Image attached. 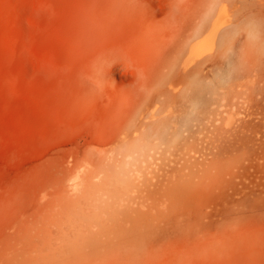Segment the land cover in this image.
I'll return each instance as SVG.
<instances>
[{
    "label": "rangeland",
    "instance_id": "obj_1",
    "mask_svg": "<svg viewBox=\"0 0 264 264\" xmlns=\"http://www.w3.org/2000/svg\"><path fill=\"white\" fill-rule=\"evenodd\" d=\"M194 1L0 0V264L64 262L67 176L98 166L135 182L87 200L108 232L68 264H264V17L206 0L197 30Z\"/></svg>",
    "mask_w": 264,
    "mask_h": 264
},
{
    "label": "bare ground",
    "instance_id": "obj_2",
    "mask_svg": "<svg viewBox=\"0 0 264 264\" xmlns=\"http://www.w3.org/2000/svg\"><path fill=\"white\" fill-rule=\"evenodd\" d=\"M206 0H199L198 2H197V0H196V4L198 5V6H200V8L201 9H203L202 11H201V9H199V11H198V13L199 12H203L204 14L202 15V16H198V17H193L192 16V14H191V16H189V18H192L193 17V22H195L196 20H198V21H201V23H199V24H201V26L197 29V30H203L204 28H208V29H214V24L213 23H211V24H209V17H210V13H211V11L209 10V14H208V16L206 15L207 14V11L205 10V8H207V7H205V5L208 3V2H205ZM215 1H222V2H224L225 0H210V2H215ZM233 0H228V2H232ZM241 3L243 2L242 0H239ZM244 1H246V0H244ZM257 3H254L253 4V2L250 4L251 6H244L243 5V7H235L236 8V12H234V13H236V14H238L237 15V17L238 18H243V17H247V18H249V19H257V18H260V17H264V1L262 2V0H255ZM230 4H232V3H230ZM233 5V4H232ZM231 5V6H232ZM241 6V5H240ZM221 10L223 9V7L222 8H220ZM196 10V9H195ZM212 10V9H211ZM195 13V12H194ZM196 14V13H195ZM188 16V15H187ZM192 20V19H191ZM237 20V19H236ZM190 21V20H189ZM187 22V21H186ZM192 22V21H191ZM198 27V26H197ZM202 27H204V28H202ZM239 27V26H238ZM183 28H185V26L183 27ZM232 31L230 32V30H229V32L230 33H228V34H226L225 36H223L224 38H228V37H235L236 35H240V33H237V32H235V31H237L236 30V28H235V30H233V29H231ZM188 31V30H187ZM227 33V32H226ZM237 33V34H236ZM242 35V34H241ZM226 38V39H227ZM232 39V38H231ZM234 39V38H233ZM180 41V40H179ZM177 45V44H176ZM177 49V48H176ZM192 50L193 51H195L196 49L195 48H192ZM222 53V52H221ZM223 54V53H222ZM221 56V55H220ZM216 63H217V61H215ZM203 64H205V66H203V68L201 67H199V68H197V70H195L191 75L192 76H195L197 73L199 74V73H201V72H203V71H206L207 69H209L208 68V65H207V63H203ZM212 64V63H211ZM214 64V63H213ZM196 66H197V64H196ZM210 66V65H209ZM191 70V69H190ZM188 72V71H187ZM182 73V72H181ZM186 73V72H185ZM197 74V75H198ZM179 76H181L180 74H179ZM183 77V76H182ZM188 77V76H187ZM196 77V76H195ZM199 77V76H198ZM197 77V78H198ZM193 78V77H192ZM196 78V79H197ZM182 79V78H181ZM180 79V80H181ZM184 79H185V77H184ZM184 79H182V80H184ZM189 80V79H188ZM194 80H195V78H194ZM191 81V78H190V80H189V82ZM191 85H193L192 83H191ZM176 96V95H175ZM188 98V97H187ZM151 100H150V104L148 105V106H145V108L143 109V110H141V112H140V114H139V116H142V118L141 119H144L145 118V114H147L145 111H148L149 109H150V107L152 106V102L154 103V100H156V97L155 96H151V98H150ZM174 99V98H173ZM154 112V111H153ZM149 115H150V113H149ZM154 116V115H153ZM147 119V118H146ZM149 119V118H148ZM150 121V120H149ZM158 122V121H157ZM157 122H156V124H157ZM163 123H164V121H160V122H158V128L160 129V126L163 128ZM133 125V124H132ZM141 125H144V126H146L147 125V123L145 122V123H141ZM128 127H129V125H128ZM147 127V126H146ZM153 127H154V125H153ZM136 128V127H135ZM129 129V128H128ZM156 131V130H155ZM158 131V130H157ZM155 133V132H154ZM156 133H158V132H156ZM155 133V134H156ZM164 134L163 133H161V136H163ZM138 139V137H134V138H130L129 140H127V141H122V143H123V145L124 146H130L131 145V147L134 145H137V144H135V140H137ZM140 140V139H139ZM139 141H137L136 143H138ZM149 145L147 144V146L146 147H148ZM136 147V146H135ZM141 145H139V147H138V145H137V148H139V152H141V154L142 155H145L142 151L144 150H142L141 149ZM144 147H145V145H144ZM151 147V146H150ZM136 148V149H137ZM135 149V150H136ZM141 149V150H140ZM149 149H151V148H149ZM148 148H147V150H149ZM145 151H146V149H145ZM130 152V151H129ZM132 152V151H131ZM130 152V153H131ZM133 152H134V150H133ZM137 152V151H136ZM138 152V153H139ZM127 153V152H126ZM125 154L124 153V155H127L126 156V160H128V158H130V157H132V156H130L131 154ZM139 155V154H138ZM142 155H141V157H142ZM137 156V155H136ZM140 157V158H141ZM124 158V157H123ZM95 159V158H94ZM134 159H135V157H134ZM138 159V158H137ZM142 159V158H141ZM149 159H150V157H149ZM100 160V159H99ZM131 161H134V160H131ZM140 161V160H139ZM100 162H101V160H100ZM100 162L98 163L99 165H100ZM135 162H136V159H135ZM134 162V163H135ZM142 162L143 163H145V161L144 160H142ZM136 163H138V162H136ZM142 163V164H143ZM98 164H96L95 166L97 167L98 166ZM102 164V163H101ZM107 165V164H106ZM110 165V164H109ZM128 165H129V162H128ZM73 166V165H72ZM123 166V165H122ZM125 166V165H124ZM136 166V165H135ZM95 167V168H96ZM104 166H102V167H97V169H100L99 170V172L97 171V173L96 174H94V171H92V172H90V173H85L86 175H82L81 176V179L80 180H77V176H75V174H76V172L73 174V175H69V176H67V179H66V181L69 183L68 185H69V188H70V191H72L73 193H75V194H78L79 193V198H78V202L76 201V202H73L74 204H72V206H68L67 207V205H69V204H67L65 207H67V208H65V215H66V219L68 220V222H67V224L66 225H64V228L62 229H60V231H55L54 233L53 232H51V234L52 235H54L53 237H55V238H57V232H59L61 235H62V238H63V240H64V243L59 247V250L58 251H62V252H64V253H69V257L67 256V257H64L63 258V260H64V262L62 261V260H59L58 258L56 259V262L54 263V264H68L69 263V260H72L71 262H74L75 260H77L79 257H77V256H79V255H81V246H82V244L84 245V244H86V245H88L87 244V242L85 243V239H84V233H83V231H81V228H82V226H83V224H90V225H93V226H96V227H98V234H95V238L98 240V236H100L101 234L103 235H105L108 231L107 230H105V228H106V226L104 225V223H105V221H103L104 219H100V218H98V216H96V215H87V216H85V214H83L82 212H83V210H85L86 208H84V205H86L87 206V204H86V202H87V200H90V198L92 197V195H95V194H97V193H100V192H105V191H108L109 189H110V191H112L111 190V188H113V186L114 185H117L119 188H121L122 190H121V192L123 191L124 192V190L125 191H127V190H129L130 191V184L133 182H135V178H134V180H133V178H132V176L133 175H135V173L133 174V172L132 171H130V172H132L131 174H128V175H125V177L126 176H129V178H130V182H128V181H125L124 179H120L119 181L118 180H116L117 179V177H115V176H113V170H111V166H107V169H105V167L103 168ZM108 167H109V169H108ZM133 167H134V165H133ZM126 168V167H125ZM130 168V167H129ZM74 169V168H73ZM84 169H87V168H84ZM86 171V170H85ZM84 171V172H85ZM88 171H90V169H88ZM134 171V170H133ZM63 172V171H62ZM96 172V171H95ZM124 172V171H123ZM78 173V172H77ZM100 173L102 174V177H99L98 179H97V176L98 175H100ZM128 173V172H127ZM139 173V172H138ZM94 174V175H93ZM122 174V173H121ZM117 175V174H116ZM80 176V175H79ZM123 176V175H122ZM116 178V179H115ZM182 178V177H181ZM95 179H97V182H93V181H95ZM58 180V179H57ZM65 181V182H66ZM118 181V183L119 184H117L116 182ZM179 182L180 181H177V183H175V185H173L174 187H173V189L171 188V190H169L171 193H172V191L174 190L175 192H176V190H177V188H178V186H179ZM59 183V182H58ZM187 184V183H186ZM67 185V186H68ZM120 185V186H119ZM64 186V185H63ZM148 186V188H149V185H147ZM146 186V187H147ZM172 185H170V187H171ZM128 187V188H127ZM125 188H127V190L125 189ZM167 188V187H166ZM116 189H117V187H116ZM179 189V191L181 190V191H184L181 187H179L178 188ZM114 190V189H113ZM154 191V190H153ZM121 192H119V193H121ZM128 192V191H127ZM70 193V192H69ZM73 193H71V194H73ZM116 193H118V192H116ZM163 193H165V192H163ZM115 194V193H114ZM68 195V194H67ZM66 195V196H67ZM74 195V194H73ZM73 195H71L72 197H73ZM167 195V194H166ZM53 196V195H52ZM67 198V197H66ZM71 198V197H70ZM69 199V198H68ZM74 199V198H73ZM76 199H77V196H76ZM69 201V200H68ZM71 201V200H70ZM74 201V200H73ZM63 202V201H62ZM61 202V203H62ZM60 203V202H59ZM69 203V202H68ZM154 207V206H153ZM151 209V208H150ZM148 211H149V209H147ZM61 212H63V211H61ZM154 211H153V209H152V213H153ZM145 213V212H144ZM150 213V212H149ZM56 214V213H55ZM36 216V215H35ZM111 217H112V215H110ZM131 216H133V215H131ZM146 216H149V215H146ZM55 217H56V215H55ZM125 217H127V216H125ZM125 217H123V218H125ZM130 217V216H129ZM135 217V219H137V218H140V217H137L136 218V216H134ZM133 217V218H134ZM57 218V217H56ZM90 218H91V220H90ZM131 218V217H130ZM147 218V217H146ZM141 219H142V217H141ZM149 219V217L147 218V220ZM51 220V219H50ZM110 220V222L111 223H114L115 224V226L117 227V228H115V229H117V231L116 232H114L115 234H117L118 233V235H121V236H119L120 238H118L119 239V241H122V243L124 244L125 242H130V243H132V241L133 240H135L133 237H134V234H136L137 235V233L140 231V228L138 229L137 227H136V230L137 231H135L134 229H135V227L133 228V230L131 229L132 227H133V225L135 226V222L134 221H136V220H134L133 222V225L131 226V224L129 225V227L128 228H125L127 225H125V223L123 222V221H119V222H121V223H118V221L117 220H113L112 218L111 219H109ZM121 220H122V218H121ZM126 220V219H125ZM130 220V219H129ZM133 219L131 218V221H132ZM56 221V220H55ZM138 221L140 222V224L141 225H143L142 223H143V221H144V218L142 219V221L141 220H139L138 219ZM122 222L124 223V224H122ZM130 222V221H129ZM139 222H137L136 223V225L139 223ZM59 223V222H58ZM145 223V222H144ZM146 224V223H145ZM58 225V224H57ZM141 225H140V227H141ZM47 227V226H46ZM138 227H139V225H138ZM86 232V231H85ZM132 232H134L133 234H132ZM50 234V233H49ZM139 234V233H138ZM146 234V233H145ZM143 235V234H142ZM45 236V235H44ZM117 236V235H116ZM107 237H110V235H107ZM143 238V237H142ZM55 239H52V241H54ZM85 240V241H84ZM51 241V240H50ZM124 241V242H123ZM143 241V240H142ZM86 247V246H85ZM56 249H58V248H56ZM56 249H54V254L56 255V253L58 252ZM56 250V251H55ZM55 256L53 255V258H54ZM50 258H51V256H50ZM67 259H69V260H67ZM21 260H25V258L22 256V258H21ZM7 264V263H6ZM22 264V263H21ZM74 264V263H73Z\"/></svg>",
    "mask_w": 264,
    "mask_h": 264
}]
</instances>
